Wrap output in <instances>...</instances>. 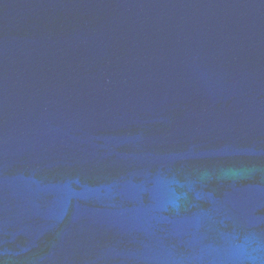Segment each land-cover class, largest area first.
Wrapping results in <instances>:
<instances>
[{
	"label": "water",
	"instance_id": "obj_1",
	"mask_svg": "<svg viewBox=\"0 0 264 264\" xmlns=\"http://www.w3.org/2000/svg\"><path fill=\"white\" fill-rule=\"evenodd\" d=\"M0 264H264V0H0Z\"/></svg>",
	"mask_w": 264,
	"mask_h": 264
}]
</instances>
